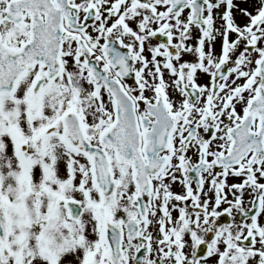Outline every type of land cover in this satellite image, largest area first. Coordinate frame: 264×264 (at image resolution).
Listing matches in <instances>:
<instances>
[{"label":"snow or ice","instance_id":"snow-or-ice-1","mask_svg":"<svg viewBox=\"0 0 264 264\" xmlns=\"http://www.w3.org/2000/svg\"><path fill=\"white\" fill-rule=\"evenodd\" d=\"M0 264H264V0H0Z\"/></svg>","mask_w":264,"mask_h":264}]
</instances>
